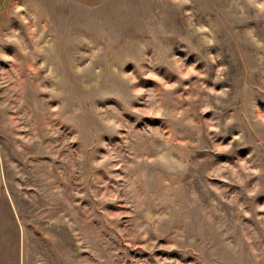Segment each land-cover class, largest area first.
Masks as SVG:
<instances>
[{"label": "rangeland", "instance_id": "rangeland-1", "mask_svg": "<svg viewBox=\"0 0 264 264\" xmlns=\"http://www.w3.org/2000/svg\"><path fill=\"white\" fill-rule=\"evenodd\" d=\"M0 0V264H264V0Z\"/></svg>", "mask_w": 264, "mask_h": 264}, {"label": "crops", "instance_id": "crops-1", "mask_svg": "<svg viewBox=\"0 0 264 264\" xmlns=\"http://www.w3.org/2000/svg\"><path fill=\"white\" fill-rule=\"evenodd\" d=\"M41 1H74L75 3L85 4L86 6H88V4H92V6H94L97 2L98 3L101 2V0H41Z\"/></svg>", "mask_w": 264, "mask_h": 264}, {"label": "trees", "instance_id": "trees-1", "mask_svg": "<svg viewBox=\"0 0 264 264\" xmlns=\"http://www.w3.org/2000/svg\"><path fill=\"white\" fill-rule=\"evenodd\" d=\"M9 1V0H8Z\"/></svg>", "mask_w": 264, "mask_h": 264}]
</instances>
